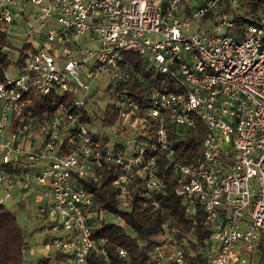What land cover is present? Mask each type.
<instances>
[{"label": "built area", "instance_id": "1", "mask_svg": "<svg viewBox=\"0 0 264 264\" xmlns=\"http://www.w3.org/2000/svg\"><path fill=\"white\" fill-rule=\"evenodd\" d=\"M245 3L0 0L2 49L8 52L17 34L21 44H32L21 63L0 70V204L19 182L44 189L34 210L53 251L49 264H87L90 253L106 257V237L94 236L93 228L98 216L112 213L97 209L81 179L98 181L97 168L113 163L119 172L111 185L127 209L132 179L142 180L148 197L160 187L151 150L166 153L186 212L202 211L210 231L202 264H260L256 255L264 264V2L250 18ZM125 51L167 74L175 89L147 84L144 103L109 92L103 106L88 102L99 77L105 86L133 84ZM31 91L70 95L71 105L59 102L38 118L26 110ZM105 108L117 123L84 118L94 109L102 117ZM197 120L203 138L187 163L175 157L169 132L182 137ZM150 122L153 136L143 131ZM164 227L145 264H190L192 232L178 236ZM118 253L127 259L124 248Z\"/></svg>", "mask_w": 264, "mask_h": 264}, {"label": "trees", "instance_id": "2", "mask_svg": "<svg viewBox=\"0 0 264 264\" xmlns=\"http://www.w3.org/2000/svg\"><path fill=\"white\" fill-rule=\"evenodd\" d=\"M264 0H246L244 5V13L252 16L257 6ZM217 13L222 9L217 8ZM245 18V20L247 19ZM240 17L236 16V20ZM242 19V18H241ZM244 19V18H243ZM4 34L0 35V70L2 71L12 62L8 52L2 49L4 43ZM32 44L26 41L19 50V56L14 63L19 64L23 61L25 51ZM125 61L131 63L130 74L141 76L144 82L128 84L126 81L113 83L109 82L105 86L111 95L126 94L134 97L138 102L142 103L147 99V84L157 87H167L175 89V84L167 74L160 73L154 66L148 64L142 56L132 51L124 52ZM29 95L32 97L31 103L27 109L38 118H42L45 114L54 111L59 102L65 101L69 106L72 96L67 94H52L44 96L36 91H31ZM144 103V102H143ZM75 110V108H71ZM105 115L99 117L94 109L92 115H85L87 120H100L102 124L112 125L115 123L117 114L105 108ZM27 111V112H28ZM13 118V117H12ZM153 122L147 124L143 131L152 132ZM171 145L175 149V157L182 159L184 162H191L199 152L202 141V124L197 120L196 127L188 131L184 136L179 137V132L170 130ZM178 137V138H177ZM155 155L158 164V177L160 187L151 193V196L143 194L142 180L140 178L132 179L130 182V202L127 209L119 204L117 193L111 185V179L118 174L119 170L113 163L104 162L102 167H98L100 179L91 181L90 179H81L83 186L93 193V198L97 209L107 210L112 214H116L121 218L122 223L108 221L98 216L95 220L93 235L106 237L105 247L107 249L106 257H100L97 254L90 253L87 257V264H145L150 261L149 251L152 246L161 240L166 232V228L175 229L178 236H190V247L195 252V257L190 259V264H202L207 254V242L210 237V231L204 223L202 211L198 208L195 215H189L186 212L184 197L177 194L175 175L172 168L167 164L166 153L164 151H150ZM156 199L158 205L152 204V200ZM130 230V231H129ZM25 238L22 226L17 221V212L7 208L4 204H0V264H22L25 262L23 250L25 248ZM124 248L127 252V259L120 257L119 248ZM60 259L63 255L57 253ZM50 257H41L36 262L30 264H49Z\"/></svg>", "mask_w": 264, "mask_h": 264}, {"label": "rangeland", "instance_id": "3", "mask_svg": "<svg viewBox=\"0 0 264 264\" xmlns=\"http://www.w3.org/2000/svg\"><path fill=\"white\" fill-rule=\"evenodd\" d=\"M25 25H27L26 22ZM25 25H21L18 31L25 33V31L27 30V27ZM16 39L17 40H15V42L13 43V46L9 45L7 47L8 54L12 58V61H15L17 59L16 54L19 52V49L21 47L22 39L21 40L18 39V36ZM10 67H8V72L11 73L14 70ZM130 81L131 83L140 82L139 76L133 75ZM105 84H106V78H104V80L101 79L100 77L97 79V85L96 83L92 85L93 90L88 98V102L93 103V105H97V106L99 105L103 106L107 102L106 94L109 93L107 90L104 89ZM97 111H100V109L97 108ZM115 122L117 123L118 121L116 120ZM129 127L133 128L132 125ZM128 133H130V131H128ZM11 193L12 196L9 199H7L6 202H4V205L7 208L17 212V221L22 226L23 235L26 236L31 247L35 249L34 252L36 253L34 254L33 257H36V255L45 248V245L42 242L43 233H42V229L40 228L41 225L36 220V210H34L37 205V201L31 195L29 197L26 196L24 199L21 200L18 187L13 188ZM106 217H107L106 220L108 221L122 223L121 218L116 214H111V215L107 214ZM29 249L30 247L26 249L24 252L25 258H27ZM46 255H48V252L43 253L42 256H46Z\"/></svg>", "mask_w": 264, "mask_h": 264}, {"label": "crops", "instance_id": "4", "mask_svg": "<svg viewBox=\"0 0 264 264\" xmlns=\"http://www.w3.org/2000/svg\"><path fill=\"white\" fill-rule=\"evenodd\" d=\"M22 34H24V33H22ZM17 36H18V39H21L20 37H19V35H16L14 38H15V40H17L16 38H17ZM26 42V41H25ZM24 42V43H25ZM24 43H22L21 44V46L24 44ZM20 50V49H19ZM23 144L24 145H30L29 143H27L26 141H24L23 142ZM41 163H36V166H41L40 165ZM15 187H18V190H19V192H20V199L22 200V199H24L26 196H32L36 201H38L42 196H43V191H44V189L43 188H41V187H39V186H34V187H29V188H25V186H24V184L22 183V182H19L18 183V185H16ZM15 187H13V188H15ZM12 188V189H13ZM4 204V203H3ZM41 228V227H40ZM42 233H43V240H42V242H43V244L45 245V248H44V250H42L41 252H39L37 255H36V257H33L34 256V254L36 253V252H34L35 251V249L34 248H32L31 247V245H30V243L28 242V240H27V238H26V236L24 235V238H25V241H26V244H25V248H24V250H23V256H24V259H25V262H35V261H37V260H39L41 257H44V256H42L43 255V253H45V252H48V255H46V256H51L52 254H53V251H52V249L49 247V245H48V243H47V236L44 234V232L42 231ZM30 247V249H29V253H28V255H27V258H25V250L26 249H28ZM253 260H254V262L255 263H258V261L260 262V264H262V261L261 260H259L258 259V256L256 255V256H254L253 257Z\"/></svg>", "mask_w": 264, "mask_h": 264}]
</instances>
